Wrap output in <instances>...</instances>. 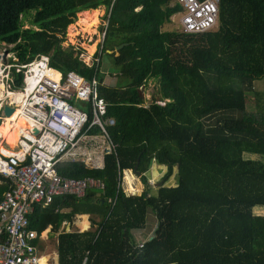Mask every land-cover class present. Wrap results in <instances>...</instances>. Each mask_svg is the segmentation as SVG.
Returning <instances> with one entry per match:
<instances>
[{"label": "trees", "instance_id": "obj_1", "mask_svg": "<svg viewBox=\"0 0 264 264\" xmlns=\"http://www.w3.org/2000/svg\"><path fill=\"white\" fill-rule=\"evenodd\" d=\"M101 6L108 16L101 54L111 52L115 69L106 84L60 46L77 13ZM180 10L174 0H0V43L21 64L45 55L60 73H95L114 122L115 154L102 170L56 166L60 177L97 179L103 190L56 197L28 216L29 231L58 233L59 264H264V94L253 90L264 79V0H219L217 26L203 33L162 31ZM31 13L36 30L22 25ZM150 82L158 99L146 104ZM8 133L0 142L7 136L2 149L11 150ZM152 162L163 169L153 194ZM135 166L144 189L126 194L123 172ZM6 188L0 176V196ZM76 215L88 216L89 229L65 233ZM151 217L139 249L133 232Z\"/></svg>", "mask_w": 264, "mask_h": 264}, {"label": "built area", "instance_id": "obj_2", "mask_svg": "<svg viewBox=\"0 0 264 264\" xmlns=\"http://www.w3.org/2000/svg\"><path fill=\"white\" fill-rule=\"evenodd\" d=\"M175 2L181 9L180 33L199 34L216 26L219 0ZM105 29L90 69L96 70L100 62ZM19 75L21 83L16 86ZM0 85V123L7 118L2 115L4 104L30 122L29 130L19 135L16 151L0 149V176L7 184L0 196V264H46L30 243L34 234L28 230V216L34 207H47L56 197L81 198L88 189L103 190L97 179L60 177L56 166L80 163L87 169L102 170L105 157L115 154L108 133L114 122L106 116L107 104L98 96L95 73L90 79L73 71L60 73L45 55L21 64L1 50ZM75 103L86 109L77 108ZM34 127L39 130L36 135L31 132ZM143 243L137 241V248Z\"/></svg>", "mask_w": 264, "mask_h": 264}, {"label": "rangeland", "instance_id": "obj_3", "mask_svg": "<svg viewBox=\"0 0 264 264\" xmlns=\"http://www.w3.org/2000/svg\"><path fill=\"white\" fill-rule=\"evenodd\" d=\"M97 9L99 11L100 16L98 17L97 24L91 29V32H89L88 34L84 33L83 31H81L80 26L77 25V22L79 20V14L82 13V12H80V13H77L75 15V18L72 20V23L67 26V28L64 32V35L62 37H60L62 40L60 43L61 49L72 52L74 57L77 56L80 59V61L84 65L87 66V67L83 66L87 70L90 69L91 66H89V65L92 64L93 59L98 57V55H96V54L99 51V44L102 40L101 34L103 31V28H105L107 25V17L108 16L106 15V9L103 6L98 7ZM87 11H89V10H87ZM179 14L180 13H176L175 15H173L170 18V23H168L167 25H164L162 27V31H176L179 33L180 32V29L178 26V20H179V16H180ZM31 20H32V13L27 14L26 16L22 17L21 21H22V25H23L24 29L30 28V29L36 30V27L31 25ZM216 26H217V24H216ZM216 26H215V28H216ZM73 35H75V36L77 35V36L73 37ZM91 45H94L93 46L94 47L93 53H92V55L89 56L90 58L87 61L86 60L87 59L86 58L87 47L88 46L90 47ZM12 48H13L12 46H7L3 43H0V51L3 50L4 52H7V54L9 55L10 58L15 57V53L11 52ZM112 52L116 53L115 55H117V52H115L114 50ZM99 61L100 62L97 63V69H98L99 75H102L104 77L103 83L104 84L108 83V80H110L111 83H113V79L115 77V69L112 65V61L108 57V51H105L103 54L99 55ZM253 90H256V91L258 90V91L263 92L264 91V80H261L259 82L254 83ZM143 92H144L143 97L146 101V104H149L152 99H158V85L153 83V82L148 83V85L146 86V88L144 89ZM247 100H248V103H247L248 108L251 111H254L256 109V100H254V97H253V95H251V93H247ZM161 103H165V102L161 101ZM75 106L77 108L82 109V110L86 109L85 105H83V104L75 103ZM8 130H10V128L7 127V124L4 123V121H3L0 124V135H2V134L6 135ZM3 139H5V138H3ZM152 164H153L152 165L153 167H150V169L146 175V180H147L148 186H150V188H153V189H151V194L154 193V188H156L155 182L163 174L162 166L156 167V163H154V162H152ZM175 180H176V177L172 176L166 182V184L170 186V185L175 183ZM121 186H122L123 191L126 194H134V195L139 194L144 189V184H142L139 177L136 176L133 171H124L123 172ZM75 219H79V218L76 217ZM151 219H149V220L147 219L148 225L146 226V229L133 232L135 235L137 234V236H138V237H136V240L142 239L143 236H145L147 233H149L151 231L149 224L154 225V219L152 217H151ZM75 228L76 227H74V225L72 224V231L73 232L76 231ZM51 235L49 236V239H48L49 245L51 243V237L54 234L52 236ZM139 236H141V237H139ZM40 249L44 251V250H47L48 247L47 248H40ZM40 256H41V262L42 263L49 264V263H52L54 261V257L51 253H48L46 255H40Z\"/></svg>", "mask_w": 264, "mask_h": 264}, {"label": "bare ground", "instance_id": "obj_4", "mask_svg": "<svg viewBox=\"0 0 264 264\" xmlns=\"http://www.w3.org/2000/svg\"><path fill=\"white\" fill-rule=\"evenodd\" d=\"M99 16H100V14H99L98 9L82 12L81 14H79V20L77 22V25L80 26L81 31L88 34L89 32H91V29L97 24ZM76 36L73 35V37H76ZM93 46L94 45H91L90 47L88 46L89 48L87 47V56H86L87 61L90 58L89 56L92 55V53H93V48H94ZM78 60H80V59L78 58ZM89 66H91V65H89ZM1 94H2V85H0V96H1ZM4 123H6L8 125V127L10 128L9 133L12 135V137L15 141V144L19 138V135L22 133H25L27 130H29V126H30L29 120H27L22 115H19L18 112L12 113L9 117H7L4 120ZM85 217H83V220L80 223H78L80 229H82V230L83 229L85 230L87 227ZM40 261H41V256H40Z\"/></svg>", "mask_w": 264, "mask_h": 264}, {"label": "crops", "instance_id": "obj_5", "mask_svg": "<svg viewBox=\"0 0 264 264\" xmlns=\"http://www.w3.org/2000/svg\"><path fill=\"white\" fill-rule=\"evenodd\" d=\"M180 15V14H179ZM165 25H167V24H165ZM264 80V79H263ZM254 91H256V90H254ZM257 92H261V91H258L257 90ZM261 93H263L264 94V91L263 92H261ZM5 119H3L2 121H1V123L4 121ZM0 123V124H1ZM6 138V137H5ZM0 140H1V137H0ZM3 141H4V139L0 142V149H2V144H3ZM2 150H5V151H8V152H12V151H16L17 149H16V144H15V146L13 147V149H11V150H7V149H2ZM162 171H163V169H162ZM79 217V219H75L76 217ZM77 216H75V218H73L72 219V222L69 224V227L71 226L72 227V224L74 225V227H76L75 228V230H76V232L77 233H82V232H85V231H87L88 229H89V222H88V216L87 215H77ZM86 216V217H85ZM83 217H85V219H86V223H87V227H86V229L83 231L82 229H80V227H79V225H78V223H80L82 220H83ZM75 219V220H74ZM66 226H67V224H66ZM66 226H65V228H66ZM69 231H70V229H69ZM68 231V232H69ZM33 234H34V238L30 241V243H31V245H33V246H35L36 247V249H37V251H38V257H40V255H46V254H48V253H51L52 255H53V257H54V261L52 262V263H58L59 264V262H58V240H57V237H58V233L57 234H54V233H51L50 232V226H48V227H46L42 232H40V233H36L35 231H31ZM75 232V231H74ZM151 232V231H150ZM149 232V233H150ZM65 233H67V232H65ZM149 233H147L145 236H143V238L142 239H140V240H136V237H138L137 236V234L135 235L134 233H133V236H134V238H135V240H136V242L137 241H139V242H144V240L146 239V237H148V234ZM53 236H52V235ZM52 236L51 237V243H50V245L48 244V239H49V236ZM139 237H141V236H139ZM34 241V242H33ZM48 247V249L47 250H41L40 248H47Z\"/></svg>", "mask_w": 264, "mask_h": 264}, {"label": "water", "instance_id": "obj_6", "mask_svg": "<svg viewBox=\"0 0 264 264\" xmlns=\"http://www.w3.org/2000/svg\"><path fill=\"white\" fill-rule=\"evenodd\" d=\"M126 44H122V45H119V46H116L114 48V51L115 52H118L120 49H122ZM108 54H111V52H108ZM14 112V110L10 107H8L6 104H4L2 106V115L5 116V117H9L12 113ZM31 132L36 135L38 134L39 130L34 127L31 129ZM136 170V166L133 168V171L135 173L136 176H139V174L137 172H135ZM69 231V224H67L66 228H65V232H68Z\"/></svg>", "mask_w": 264, "mask_h": 264}, {"label": "clouds", "instance_id": "obj_7", "mask_svg": "<svg viewBox=\"0 0 264 264\" xmlns=\"http://www.w3.org/2000/svg\"><path fill=\"white\" fill-rule=\"evenodd\" d=\"M174 2H175V0H174ZM176 3V2H175ZM77 216V215H76ZM75 217V216H74ZM78 217V216H77Z\"/></svg>", "mask_w": 264, "mask_h": 264}]
</instances>
